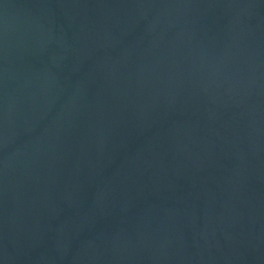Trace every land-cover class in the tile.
<instances>
[{"label": "water", "instance_id": "1", "mask_svg": "<svg viewBox=\"0 0 264 264\" xmlns=\"http://www.w3.org/2000/svg\"><path fill=\"white\" fill-rule=\"evenodd\" d=\"M0 264H264V0H0Z\"/></svg>", "mask_w": 264, "mask_h": 264}]
</instances>
